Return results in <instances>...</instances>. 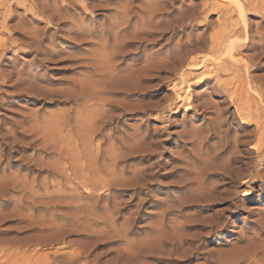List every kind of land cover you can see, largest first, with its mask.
Instances as JSON below:
<instances>
[{
    "label": "rangeland",
    "instance_id": "374dc122",
    "mask_svg": "<svg viewBox=\"0 0 264 264\" xmlns=\"http://www.w3.org/2000/svg\"><path fill=\"white\" fill-rule=\"evenodd\" d=\"M206 2L0 0V264H264V9Z\"/></svg>",
    "mask_w": 264,
    "mask_h": 264
},
{
    "label": "bare ground",
    "instance_id": "6f19581e",
    "mask_svg": "<svg viewBox=\"0 0 264 264\" xmlns=\"http://www.w3.org/2000/svg\"><path fill=\"white\" fill-rule=\"evenodd\" d=\"M259 3H261V7H262V9H264V0H207V2H206V4H205V9H208V8H211V9H213L214 11H220V12H222V14H229V13H232L234 10L235 11H237L238 12V14H239V16L243 19V20H245L246 21V16H247V9H249L248 7L249 6H254V7H257L258 5H259ZM162 8V7H161ZM234 9V10H233ZM150 12H152L151 10H150ZM155 14V13H154ZM197 14V13H196ZM222 14H220L219 15V20H221L222 19ZM193 16H195V14L193 15ZM207 16H208V14L207 15H205V19H207ZM227 16V15H226ZM240 19V18H239ZM247 22V21H246ZM235 25H237V23H235V22H226L225 21V25H224V30H225V32H221L220 31V33L219 34H216L215 35V37H214V39H213V42H212V44H211V49L212 50H220L221 49V47H223V44L224 45H227V46H225V47H228V53L227 54H229L230 56L233 54V51H232V49L234 48V44H232V43H227L226 41H228L229 40V38H227L226 36H225V33L227 32V31H229L230 29H231V27L232 26H235ZM245 25V24H244ZM248 25V24H247ZM246 27V26H245ZM149 28H151V27H149ZM145 33H147V34H150V32H145ZM153 33V32H152ZM150 35H152V34H150ZM233 40V39H232ZM139 41V40H138ZM230 42V41H229ZM236 42V41H235ZM141 43V42H140ZM143 43V42H142ZM226 43V44H225ZM140 45V44H139ZM141 46H142V44H141ZM144 46V45H143ZM232 46H233V48H232ZM224 48V47H223ZM213 59H216V58H213ZM206 60V59H205ZM208 60V59H207ZM211 60V59H210ZM219 60V59H218ZM217 60V61H218ZM233 60V59H232ZM202 61V60H201ZM201 61H200V64H195L196 66H194V67H192L194 70H199V69H201V68H204L205 67V63H201ZM203 62V61H202ZM193 63V62H192ZM222 63H224V62H222ZM234 63V62H233ZM180 64V63H179ZM232 64V63H231ZM209 65V64H208ZM182 66V65H181ZM210 67V66H209ZM236 67V66H235ZM234 67V68H235ZM181 68V67H180ZM179 68V69H180ZM207 68V67H206ZM239 68V66L238 67H236L235 69H238ZM178 69V68H177ZM192 69V70H193ZM208 69H210V68H208ZM243 69V68H242ZM203 70V69H202ZM181 71V70H180ZM206 71H208V70H206ZM237 71V70H236ZM190 72V71H189ZM193 72H196V71H193ZM205 73V72H204ZM212 73V69H210V72L208 73V75H204V74H201V75H199L198 77V79H197V81L198 82H203L204 80H206L207 78H209V74H211ZM181 75H183L184 76V74H185V72H184V69H183V71L180 73ZM188 74V73H187ZM186 74V75H187ZM192 74V73H191ZM206 74V73H205ZM214 74V73H213ZM238 74H239V72H238ZM185 75V76H186ZM189 75V74H188ZM194 75H195V73H194ZM182 77V76H181ZM180 80H182V79H180ZM184 80V79H183ZM195 80V79H194ZM193 83V82H192ZM175 85H177V84H175ZM174 85V86H175ZM181 86V85H180ZM251 87V86H250ZM176 89H177V87H176ZM175 89V90H176ZM185 91V90H184ZM190 91V86H188V88L186 89V92L185 93H188ZM180 93V92H179ZM84 94V93H83ZM189 94V93H188ZM188 94H181V99H184V98H186L187 96H189ZM86 95V94H85ZM179 95V94H178ZM80 96V95H79ZM94 96V95H93ZM191 97V94H190V96H189V98ZM232 97V96H231ZM233 101H236V100H233ZM248 102V101H247ZM241 104L242 103H244V102H240ZM235 104H239V103H235ZM249 106V105H248ZM190 107V106H189ZM189 107H187V108H189ZM237 109H238V111H239V113H240V115L242 114V118H243V122H252L253 120H254V117L255 118H257V120H258V122H260V118H261V112L259 111V110H253L250 106L249 107H245V106H243V107H241L240 108V105H237ZM263 112V111H262ZM264 114V113H263ZM256 123V122H255ZM259 126V125H258ZM261 127V126H260ZM261 142H263L264 143V131H262V134H261ZM251 148H253V147H251ZM260 151V150H259Z\"/></svg>",
    "mask_w": 264,
    "mask_h": 264
}]
</instances>
